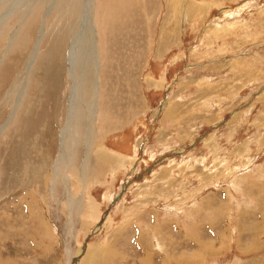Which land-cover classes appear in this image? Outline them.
Returning a JSON list of instances; mask_svg holds the SVG:
<instances>
[{
  "label": "rangeland",
  "instance_id": "obj_1",
  "mask_svg": "<svg viewBox=\"0 0 264 264\" xmlns=\"http://www.w3.org/2000/svg\"><path fill=\"white\" fill-rule=\"evenodd\" d=\"M0 2V264H261L264 0H95L97 139L54 183L84 0Z\"/></svg>",
  "mask_w": 264,
  "mask_h": 264
},
{
  "label": "bare ground",
  "instance_id": "obj_2",
  "mask_svg": "<svg viewBox=\"0 0 264 264\" xmlns=\"http://www.w3.org/2000/svg\"><path fill=\"white\" fill-rule=\"evenodd\" d=\"M94 2L95 0H84L82 14L79 13L81 15L79 16V27L78 29H76V27L69 30L70 41L67 46L66 54L67 76L69 80L66 97L67 120L59 132L60 153L57 157L56 166L51 170L52 172H50L52 177L50 180H53V183L56 182L55 180H57L61 174L62 166H66L68 171L71 170V161L77 152V146L78 144L80 145V141L84 145V152L82 155L83 163L81 167L82 171H84L89 165V157L91 152L93 153V145L95 144V139H97L95 121L99 110L98 100H100L99 77L101 62L99 57L100 49L98 44L97 27L93 18ZM53 5L54 3L50 5L49 11ZM11 12L12 11L8 13L5 12L6 15L4 13L0 15V24L5 20L7 15L9 16V14H11ZM74 24L75 23H73V25ZM32 54L33 63L34 58L38 54V44H36ZM85 80L87 82L86 89H84ZM23 95L24 85L20 90L18 98L16 97L17 101L15 110L18 108ZM5 127L6 125L0 129V136ZM98 158L99 157L96 159L98 160ZM98 161H101V159ZM69 176L70 174L66 175L65 181L70 180ZM67 189V199L69 201H67V203H70L71 206H75L72 195L73 192H71L72 189L70 190L68 184ZM78 201L81 202L83 200L80 198ZM78 204L80 209L78 207L76 209L82 211V205H80V203ZM67 256H70L69 252H67Z\"/></svg>",
  "mask_w": 264,
  "mask_h": 264
},
{
  "label": "crops",
  "instance_id": "obj_3",
  "mask_svg": "<svg viewBox=\"0 0 264 264\" xmlns=\"http://www.w3.org/2000/svg\"><path fill=\"white\" fill-rule=\"evenodd\" d=\"M253 246H254L253 248H255L256 250H260V254L259 255H261V258L263 259L261 261V264H264V239L257 240ZM246 252H248V251H246ZM146 261L150 262L149 259H147Z\"/></svg>",
  "mask_w": 264,
  "mask_h": 264
}]
</instances>
